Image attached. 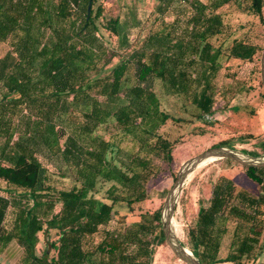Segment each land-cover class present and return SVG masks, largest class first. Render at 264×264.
<instances>
[{
    "label": "trees",
    "instance_id": "obj_1",
    "mask_svg": "<svg viewBox=\"0 0 264 264\" xmlns=\"http://www.w3.org/2000/svg\"><path fill=\"white\" fill-rule=\"evenodd\" d=\"M102 1L0 0V43L8 47L0 55V254L15 242L19 264H43L38 235L49 231L58 237L49 264H153L165 242L161 209L128 224L117 207L133 212L172 163L164 127L211 114L230 89L219 88L224 64L257 52L233 35L221 9L249 1L248 13L262 19L263 0H152L130 36L121 16L106 20ZM139 5L120 8L135 14ZM245 90L237 84V94ZM165 98H177L181 113ZM54 175L72 188L51 190ZM245 176L259 192L220 176L199 210L188 241L201 264H244L264 250V168H245Z\"/></svg>",
    "mask_w": 264,
    "mask_h": 264
},
{
    "label": "rangeland",
    "instance_id": "obj_2",
    "mask_svg": "<svg viewBox=\"0 0 264 264\" xmlns=\"http://www.w3.org/2000/svg\"><path fill=\"white\" fill-rule=\"evenodd\" d=\"M102 2L105 6L104 17L106 20L121 16L122 32L129 36L138 31L137 25L155 6L152 0H140V5L133 14L129 9L120 8V6L130 4L131 0H103ZM248 11L249 1L244 2L243 9H239L233 3L221 9L224 20L234 33L233 35L255 45L257 47L256 54L250 61L232 59L224 64L218 75L219 88L229 86L230 89L224 98L221 92L216 96V104L211 114L205 116L201 121L195 120L181 125L169 122L164 127V135L169 136L174 142L173 161L171 164L163 165L159 176L150 186L149 198L136 204L133 212H130L127 206L117 207L119 215L127 216L128 224L138 221L141 213H152L159 208L162 211L166 196L173 186L182 164L203 151L217 144L225 143V147L240 150L252 156L264 155L262 148L264 143V89L261 81V57L264 49V6L262 19L248 13ZM106 36L108 35L106 34ZM108 38L111 46L119 47V39L109 36ZM7 50V45L0 43V55H4ZM237 84H244L246 90L237 94ZM165 101L170 112L181 113V102L177 98H165ZM223 174L231 175L240 188H248L254 193L259 192V187L246 178L244 168L237 164L217 160L198 168L186 181L174 216L178 239L190 251L191 245L188 241V234L195 226L199 210L209 206L212 187ZM72 185V180L62 179L55 175L49 177L46 183V186L56 191L71 189ZM107 186L105 185V188L97 195L99 198L103 197V192ZM5 188L6 184L0 182V193L6 194ZM58 210L59 206L56 208V211ZM12 219L13 209H10L6 221L7 226L11 224ZM242 234L243 231L240 235L242 236ZM38 236L37 256L39 258L49 257V259L55 256L56 252L50 245L57 241L58 237L55 232L49 231V235L40 232ZM98 241L99 237L96 236L94 242ZM229 243L230 238L226 240V251L221 253V257L227 255ZM10 250L5 254H0V264H19L21 262L22 252L20 249L16 247L12 256H9ZM263 261L264 250H260L257 258L245 259L244 264H260ZM153 264L182 263L164 242L156 247Z\"/></svg>",
    "mask_w": 264,
    "mask_h": 264
},
{
    "label": "water",
    "instance_id": "obj_3",
    "mask_svg": "<svg viewBox=\"0 0 264 264\" xmlns=\"http://www.w3.org/2000/svg\"><path fill=\"white\" fill-rule=\"evenodd\" d=\"M261 81L264 89V49L261 57ZM217 160L229 161L241 166L242 168H244V170L245 168H264V163L260 162V160L253 158H240L233 154L230 148L224 146L209 148L202 153L194 156L193 158L188 159L182 164L179 171L177 172L173 186L166 196L160 216L161 231L165 243L179 260L184 261L186 260V258H188L191 259L195 264H201L199 259L196 258L193 253L180 242L176 234L174 216L179 203L180 195L182 193L183 185L186 182V179L192 169H195L196 167L204 165L208 162ZM43 264H49L46 261V257L43 260Z\"/></svg>",
    "mask_w": 264,
    "mask_h": 264
},
{
    "label": "bare ground",
    "instance_id": "obj_4",
    "mask_svg": "<svg viewBox=\"0 0 264 264\" xmlns=\"http://www.w3.org/2000/svg\"><path fill=\"white\" fill-rule=\"evenodd\" d=\"M230 150L232 151L233 154H235L236 156L240 157V158H243V159H257V160H260V162L264 163V155H259V156H252V155H249V154H246V153H243L242 151L240 150H234V149H231ZM202 165L196 167L195 169H192V171L189 173V176L187 177L186 181L188 180V178H190L194 172H196L198 170V168H200ZM186 183V182H185ZM184 183V185H185ZM183 185V187H184ZM183 190V188H182ZM185 233V232H184ZM183 236V235H182ZM180 262L182 264H195L191 259H188L186 258V260H180Z\"/></svg>",
    "mask_w": 264,
    "mask_h": 264
},
{
    "label": "crops",
    "instance_id": "obj_5",
    "mask_svg": "<svg viewBox=\"0 0 264 264\" xmlns=\"http://www.w3.org/2000/svg\"><path fill=\"white\" fill-rule=\"evenodd\" d=\"M222 176H225V177H229L230 179H232V180H234L233 178H232V176L231 175H229V174H223ZM234 182H235V180H234ZM236 183V182H235ZM237 185V184H236ZM226 240H228V238L226 239H224V242H223V247H222V250H221V253H224V251H226ZM16 247H18V249H20V251L22 252V249L15 243V242H12V243H10L9 245H8V247L5 249V251L2 253V254H5L7 251H9L10 249V254H9V256H12V255H14V251L16 250ZM12 253V254H11ZM221 253H220V255H221ZM227 256V255H226ZM225 256V257H226ZM225 257H222V258H225Z\"/></svg>",
    "mask_w": 264,
    "mask_h": 264
}]
</instances>
